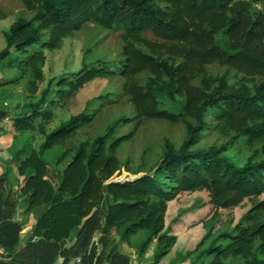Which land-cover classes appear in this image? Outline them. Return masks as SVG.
<instances>
[{
    "label": "trees",
    "instance_id": "obj_1",
    "mask_svg": "<svg viewBox=\"0 0 264 264\" xmlns=\"http://www.w3.org/2000/svg\"><path fill=\"white\" fill-rule=\"evenodd\" d=\"M32 3L37 6L34 8ZM25 4L34 14L30 18L18 16L3 32L5 46L0 50V65L6 62L11 68H29L34 91L43 80V50L57 47L61 39L88 22L105 30H120L124 42H138L150 53L125 44L116 60L87 63L83 58L78 71L64 72L49 80L39 99L27 105L29 113L14 119L15 131H37L43 136L38 149L31 150L17 169L23 179L17 199L27 197L26 212L41 206L42 209L36 210L32 236L23 244L11 221L14 203L9 204L0 194V247L10 263L18 261L19 249H27L39 237L44 245L34 264H53L58 256L63 258L61 264H68L71 257L79 258V264H128L126 256L114 249L97 254L92 236L99 234V241L106 244V238L114 233H121L128 240L144 231L136 249L144 253L156 241L152 264H158L176 240L171 228L165 226L164 215L167 203L178 195L204 190L216 212L264 192V13H249L245 0H26ZM147 33L160 42L143 38ZM219 33L230 49L215 42ZM162 49L169 57L181 60L153 56ZM216 61L226 71L216 76L207 74L205 66ZM230 69L247 77L260 75L262 79L252 89L230 86ZM143 71L152 78L139 86L132 77ZM116 75L125 80L123 93L134 104L135 115L119 117L91 142L80 141L63 151L57 159L61 168L51 169L45 153L87 126L96 116L93 105L101 107L103 100L115 101L112 92L93 97L80 112L47 130L44 123L53 114L40 109L52 94L51 88L55 87L59 102L74 96L95 78ZM3 86L6 83H0ZM244 116L254 121L246 123ZM37 118L42 122L35 126ZM144 119L181 121L186 137L178 147L164 141L151 175L112 180L119 169L115 150L127 139L126 135L114 137L115 129L120 124ZM212 120L228 124L238 131L237 136H246L259 148L237 165L225 155L232 138L219 145L195 147ZM260 155L262 158L256 159ZM261 212L264 200L248 209L231 230L212 235L210 228L209 235L193 250L195 255L189 264H223L229 257L239 258L240 264H264ZM216 221L214 218L213 223ZM70 239L72 244L64 248V242ZM256 240L258 246L253 248Z\"/></svg>",
    "mask_w": 264,
    "mask_h": 264
},
{
    "label": "rangeland",
    "instance_id": "obj_2",
    "mask_svg": "<svg viewBox=\"0 0 264 264\" xmlns=\"http://www.w3.org/2000/svg\"><path fill=\"white\" fill-rule=\"evenodd\" d=\"M26 0H0V50L5 46L3 32H5L11 23L18 17L30 18L34 14L33 10L28 9ZM247 10L249 13H264V3L250 2ZM35 8L36 3H32ZM143 38L151 41H158L151 34L143 35ZM215 42L225 48H229L223 34L215 36ZM125 44L133 48L142 49L149 52V49L138 42H124L120 30H105L93 22L85 23L79 31L60 40L55 48L44 49L45 60L41 66L43 73L42 82L37 83V89L34 91L31 82L33 74L29 68L22 69L17 66L11 68L7 63L0 65V83H6V86L0 87V178L6 173L3 180H0V194L2 199L8 203H14V210L11 221L18 228L20 242L25 244L26 239L32 236L34 224L37 219L38 207L30 212H26L28 203L27 197L22 196L17 199L18 185L22 183V177L17 173L20 161L28 156L33 149H38L43 141V136L37 131H15L14 119L24 117L29 113V103H34L39 99L40 92L46 87L49 80L64 72H75L81 68L83 58L87 63L95 62L98 59L113 61L116 60ZM158 44V43H157ZM228 49V50H229ZM230 51V50H229ZM154 57L172 58L177 62L179 57L171 56L162 49ZM207 74L216 76L224 73L226 67L219 61L212 62L205 66ZM152 75L148 71H143L132 77V80L139 86H144ZM262 79L260 75L245 76L234 69L227 71V82L230 86L239 87L245 85L252 87ZM125 80L121 76L106 78H95L85 84L76 94L70 98L57 101L55 87L51 88L52 94L48 97L41 107L42 110L52 112V119L44 126L47 130H52L61 122L67 120L71 115L80 112L87 100L103 95L106 92H112L113 102L103 100L102 106L96 104V116L85 127L80 128L70 139L61 146L47 151L44 158L49 163L51 169L61 168L57 164L58 157L63 151L75 147L80 141H89L100 134L105 128L119 117H132L136 110L130 97L124 95L123 84ZM198 84V80H194ZM53 100V102H51ZM99 108V109H98ZM191 122L194 120L190 119ZM246 123H252L254 120L244 116ZM42 122L41 118L34 120L35 126ZM212 125L203 132V137L195 146L206 148L210 145H219L232 138V143L228 146L225 155L229 156L237 165H242L251 152L258 147V143H252L244 135L237 136V130L231 128L228 124L212 120ZM126 135L127 139L115 150V155L119 161V169L112 176V180L125 181L135 179L145 173L152 174V169L161 157L164 149V141L168 140L178 147L186 137V131L183 123L168 122L160 119H144L141 122L132 120L124 125H119L115 129L114 137ZM70 153L69 155H71ZM262 158L257 156L256 159ZM53 172L51 171L50 174ZM54 179V175H51ZM264 200V192L259 197L246 198L238 206L229 209H220L214 211L209 204L208 194L204 190L194 192H185L178 195L175 199L167 203V210L164 215L165 226L171 228V235L176 237L175 242L169 248L168 253L159 261L158 264H189L194 257L193 250L196 245L207 235L211 228L212 235L229 231L238 222L248 209L255 203ZM264 216V212H261ZM214 218L217 221L214 222ZM176 222V223H175ZM74 234H72L73 237ZM99 234L92 236V242L96 244L97 254H104L110 250H115L117 254L126 256L128 264H152L153 255L157 242L151 243L144 253L136 249V245L145 236L144 231H139L136 235L129 236L125 240L121 233H114L106 238V244L99 241ZM259 240H256L254 247H257ZM72 240L64 242V248L69 247ZM44 245L41 238L36 237L32 241V246L27 249H19L16 253L18 261H11L3 257V249L0 247V262L6 264H34L39 258L41 252L39 248ZM46 247V246H44ZM43 247V248H44ZM191 254H187L190 252ZM53 252V251H52ZM102 255V254H101ZM79 258L71 257L68 264H79ZM63 258L55 257L53 264H61ZM242 260L235 257H229L223 264H240ZM79 262V261H78ZM93 264V263H92ZM102 264H109L104 262Z\"/></svg>",
    "mask_w": 264,
    "mask_h": 264
},
{
    "label": "built area",
    "instance_id": "obj_3",
    "mask_svg": "<svg viewBox=\"0 0 264 264\" xmlns=\"http://www.w3.org/2000/svg\"><path fill=\"white\" fill-rule=\"evenodd\" d=\"M79 261V260H78Z\"/></svg>",
    "mask_w": 264,
    "mask_h": 264
}]
</instances>
